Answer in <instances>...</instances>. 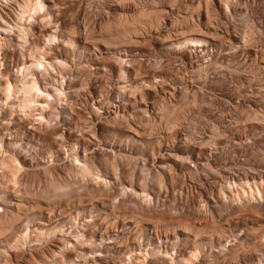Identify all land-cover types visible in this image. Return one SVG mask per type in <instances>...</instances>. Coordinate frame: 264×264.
Listing matches in <instances>:
<instances>
[{
	"label": "rangeland",
	"instance_id": "374dc122",
	"mask_svg": "<svg viewBox=\"0 0 264 264\" xmlns=\"http://www.w3.org/2000/svg\"><path fill=\"white\" fill-rule=\"evenodd\" d=\"M21 1L0 0V25L14 27L0 57L10 78L26 55L15 27ZM121 1L44 0L52 21L32 24L30 42L46 46L64 76L59 82L39 73L40 86L61 88L72 101H51L49 122L37 123L0 100V159L16 153L22 164L14 182L0 169V217L28 211H17L22 218L0 235V264H160L152 249L168 250L175 264L190 250L198 251L193 264H264V198H237L227 187L264 180V0H230L228 8L223 0ZM142 8L161 12L160 23L130 36L133 44L102 32L106 22ZM53 29L60 38L74 32L77 47L44 45ZM197 32L208 43L174 45L200 38ZM166 105L181 109L175 127L158 109ZM74 153L94 176L83 177ZM157 218L171 232L155 227ZM179 223L193 236L186 240ZM28 228L37 238H23ZM133 250L143 254L130 263Z\"/></svg>",
	"mask_w": 264,
	"mask_h": 264
},
{
	"label": "bare ground",
	"instance_id": "6f19581e",
	"mask_svg": "<svg viewBox=\"0 0 264 264\" xmlns=\"http://www.w3.org/2000/svg\"><path fill=\"white\" fill-rule=\"evenodd\" d=\"M119 1V0H118ZM138 1V0H137ZM174 1H177V0H174ZM225 3L224 7L226 6V8H228V5H229V1L230 0H223ZM120 2H122L120 0ZM173 4V3H172ZM47 8V10H46ZM225 9V8H224ZM228 10V9H227ZM48 6L46 7V4L44 2V0H22L21 3H20V7H19V20H18V25H15V27L17 26V37L19 38V40L22 42V44L25 46L26 48V55L24 54L25 56V61L23 60V63H20V65H16L14 66L15 68V73L13 75L12 78L9 77V69L7 71L6 67H5V63H3V61L1 60V58H3V55L2 53L4 52V50L6 49L5 46L7 45V33H9L11 31V28H14L13 26H1L0 25V65L3 67L4 69V73L3 72H0V100L1 102H3L5 104L6 107H10V109L13 107H17L19 108L18 110L20 111H24L25 113L29 112L31 113L29 116H31L33 119V121H37V123H44V121H47L46 119V116H45V110L47 107H49V104L51 101H55V100H60V99H63L65 100V103L67 102H71V101H68L69 98H70V93L68 92L66 94V92L61 89V88H53L52 90H49L48 88H43V86L41 87L40 86V82L38 81V74L39 73H44L49 75L52 79H54V81H58L59 80V76H60V79L63 78L64 76L58 74V72H55V68L53 66V63L51 61H49L46 57H47V51L45 50V48H41V46H39V44L36 45V42H30V39H29V31L32 29V24H34V20L36 18H40L41 22L46 23V24H49L50 21H52L51 19V16H50V12L48 13ZM161 12H158V11H145L143 8L142 10H139L137 11L135 14L131 15L130 17H125V18H117L114 20H112L111 22L108 21V23L106 22L105 25H103V29L102 32L106 35V33L108 34V37L110 40H116L118 39V41H121L123 38L124 40H126V38H128L129 40L127 41L128 43H130V41L132 42V39H130L132 35H136V36H140L141 35V32L142 31H147V29L149 28H155L156 26H158V24L160 23V15ZM183 18V17H182ZM186 19V17H185ZM186 21V20H185ZM183 24V23H182ZM45 25V24H44ZM185 25V24H184ZM189 25V24H188ZM101 28V27H100ZM244 28V27H243ZM249 28V27H248ZM195 29V28H194ZM193 29V30H194ZM251 29V28H250ZM105 30V31H103ZM33 31V29H32ZM58 31V29H57ZM56 30H49L47 31L48 34L46 36V40H45V44L44 45H51L53 42L55 43V41H62L61 43L65 46L68 47H77V41L74 37V32L70 33L67 32L65 34V36L63 35V37L60 38V36H58V32ZM73 31V30H72ZM107 31V32H106ZM145 31V32H146ZM190 31H191V28H190ZM250 31V30H249ZM12 32V31H11ZM10 32V33H11ZM31 32V31H30ZM101 32V31H100ZM149 32V31H147ZM182 32V31H181ZM187 32V31H185ZM184 31L182 33H185ZM247 32V31H246ZM9 33V34H10ZM180 33V34H182ZM6 34V35H4ZM140 34V35H139ZM244 34V33H243ZM249 34H252L251 32ZM249 34H244L243 37H242V41H245L244 44H246V40H249L248 37H250ZM254 34V33H253ZM196 35H199L201 36L200 38H195V37H186V38H183L182 40H179L177 41L174 45H178V46H196V45H201L203 46L206 42V39L203 38L205 37L203 34L197 32ZM248 36V37H247ZM107 37V36H106ZM248 38V39H247ZM121 39V40H120ZM134 41V40H133ZM241 41V42H242ZM111 42V41H110ZM113 42H116V41H112ZM126 42V43H127ZM251 42V41H250ZM60 43V42H59ZM204 43V44H203ZM208 43V42H206ZM13 44V43H12ZM133 44V42H132ZM203 44V45H202ZM249 44V43H248ZM13 46V45H12ZM44 47V46H43ZM197 47V46H196ZM75 49V48H74ZM8 50V49H7ZM57 58V57H56ZM7 66V65H6ZM103 67V66H102ZM12 69V67H11ZM10 69V70H11ZM251 69V68H250ZM13 71V69H12ZM11 72V71H10ZM61 73V72H60ZM62 74V73H61ZM140 74V73H139ZM259 75V74H258ZM11 76V74H10ZM135 77V76H134ZM63 80V79H61ZM60 82V80H59ZM60 84V83H59ZM62 84V82H61ZM123 86V85H122ZM149 86V85H148ZM75 88V87H73ZM260 88V87H259ZM77 89V88H76ZM76 89H73L72 91H76ZM258 89V88H257ZM123 90V89H122ZM71 91V92H72ZM79 91V90H78ZM77 91V92H78ZM123 92V91H122ZM169 92V91H168ZM132 93V92H131ZM75 94V93H74ZM70 95V96H69ZM255 96V95H254ZM257 96V95H256ZM61 97V98H60ZM262 100V99H261ZM74 103V102H73ZM162 106V105H161ZM172 106V105H171ZM174 107L173 108H168L167 105L166 107L167 108H158L160 109L159 111H161V114L162 117L164 116V120L166 125H170V127H173V125L179 121L178 118H180L178 116V113L177 111H180L181 109L180 108H176L175 106L176 105H173ZM197 106V105H196ZM8 107V108H9ZM94 107V106H93ZM162 108V109H161ZM174 108H176L174 111ZM94 108H92L93 110ZM185 109V108H184ZM16 110V109H15ZM96 112H98L97 108H95ZM22 111V112H23ZM157 111V112H159ZM95 112V111H94ZM24 113V114H25ZM27 113V114H29ZM32 113H34V116H32ZM180 115H181V112H179ZM259 113V112H258ZM258 113H256L258 115ZM158 114V113H157ZM260 114V113H259ZM263 113H261L260 115H262ZM184 115V114H183ZM255 115V114H254ZM259 115V117H260ZM159 116V115H158ZM126 117V116H125ZM161 117V118H162ZM247 117V116H246ZM251 117V115L249 116ZM247 117V118H249ZM258 117V116H257ZM255 116H253V118L251 119H255L257 118ZM261 118H264V117H261ZM163 119V118H162ZM249 120V119H248ZM261 121V119H258ZM257 121V119H256ZM264 121V119L262 120ZM261 121V122H262ZM49 122V121H47ZM6 124H8L7 122H5ZM5 123H1L2 126L4 125L6 129V126ZM258 123V122H257ZM264 123V122H263ZM148 124V123H146ZM152 124V123H151ZM9 127H10V124H8ZM41 125V124H40ZM3 126V127H4ZM8 127V126H7ZM8 127V128H9ZM14 127V126H13ZM175 127V125H174ZM11 128V127H10ZM9 128V130H10ZM168 128V127H167ZM9 130H5V131H9ZM11 131V130H10ZM14 132V131H13ZM216 132V131H215ZM10 135V133H9ZM60 139V138H59ZM73 141V139H71ZM75 140V139H74ZM71 142V146L72 147V150H74L75 146L77 145V141L76 142ZM137 141V140H136ZM70 145V144H69ZM61 146V145H60ZM1 148V147H0ZM1 150V149H0ZM6 150V149H5ZM65 151V150H64ZM1 152V151H0ZM6 152V151H5ZM4 152V153H5ZM11 153V152H10ZM42 153V152H41ZM66 153V152H64ZM8 154V153H7ZM6 154V155H7ZM45 154V153H44ZM5 155V156H6ZM52 155V154H51ZM68 155V154H67ZM75 155V153L73 154V156ZM44 156V155H43ZM72 156V157H73ZM52 157V156H51ZM41 158V157H40ZM42 159V158H41ZM71 159V158H70ZM73 162L75 163V165L78 167V169L81 171V173L84 175L83 177L86 178L85 176H88L87 178H90L89 176H92L93 174H95L94 172L92 173V170L91 171V167H90V164L87 163V161L84 159H80L78 157V155L74 156L72 158ZM20 162L17 158V155L16 153H12V154H8V156L6 157H2V159H0V169L3 171V173H7V175L9 176V181H12L14 182V178H15V172L14 170L16 171L17 169L15 168H18L20 167ZM106 164V163H105ZM22 165V164H21ZM43 167V166H42ZM48 167V166H47ZM0 170V171H1ZM41 170V169H40ZM98 170V169H97ZM17 172V171H16ZM2 173V172H1ZM97 175V174H96ZM100 175V174H99ZM97 175L96 178L97 180L100 179L101 182H107V180L105 178H102L101 176ZM94 176V175H93ZM5 178V177H4ZM91 178H94V177H91ZM16 179V178H15ZM142 180V179H141ZM262 180V179H261ZM260 180V181H261ZM8 181V182H9ZM138 181V180H137ZM140 181V180H139ZM260 181H252V182H249L248 180H244V182H241L238 181L239 183H237L236 181H234L233 183H228V189L232 192L235 193V197H245L244 195L248 196L251 195L252 197H254L255 199H261V198H264V180L262 181V183H260ZM6 182V181H5ZM11 182V183H12ZM98 182V181H97ZM102 182V183H103ZM109 182V181H108ZM107 182V184H108ZM228 182H231V181H228ZM259 182V183H258ZM10 183V182H9ZM59 184V183H58ZM104 184V183H103ZM62 185V184H61ZM83 185V184H82ZM123 185V184H122ZM10 186V185H9ZM58 186V185H57ZM74 186V185H73ZM81 186V185H80ZM86 186V185H85ZM132 187V186H131ZM128 188V190L130 191H133L134 194H136V196L138 195H141L142 197H139V199H144L146 198L148 200V197H149V194L146 192L141 191H136V189H134L133 187L132 188ZM79 188V187H78ZM77 188V189H78ZM124 189H127V186H124L123 187ZM60 189V188H59ZM225 189V188H224ZM227 190V189H226ZM46 191V190H45ZM232 192V193H233ZM57 193V192H56ZM125 193V192H124ZM25 195V194H24ZM243 195V196H242ZM137 197V198H138ZM144 197V198H143ZM240 197V198H241ZM75 198V197H74ZM100 198V197H99ZM246 198V197H245ZM28 199V198H27ZM76 200H81V197H76L75 198ZM145 199V200H146ZM19 201V200H18ZM64 201V200H63ZM69 202V200H67ZM82 201V200H81ZM91 201V200H90ZM4 202V201H3ZM1 200H0V206L1 205H4L5 204L3 203ZM23 202V201H22ZM66 202V201H65ZM6 203V202H5ZM64 203V202H63ZM7 204V203H6ZM62 204V203H61ZM79 204V203H78ZM24 205V204H23ZM22 205L21 202H17L15 203V206L17 209H20V207L22 206V209L24 208V206ZM3 207V206H2ZM15 208V209H16ZM33 208V207H32ZM4 209V208H3ZM26 209V208H25ZM30 209V208H28ZM16 211V210H15ZM19 211V213L22 211L20 210H17ZM16 211V212H17ZM13 213L11 214H7L6 212V216L4 217H0V235L3 233V234H6L8 233L7 230H11L14 226L15 223H17L22 217L19 216L17 213ZM28 212V211H26ZM26 212H24L26 214ZM23 213V212H21ZM23 213V214H24ZM24 214V215H25ZM60 214V213H59ZM22 215V214H21ZM126 215V214H124ZM133 215V214H132ZM131 216V215H130ZM134 216V215H133ZM136 216V215H135ZM19 217V218H18ZM129 217V216H128ZM132 217V216H131ZM137 217V216H136ZM135 217V218H136ZM127 218V217H126ZM139 218V217H138ZM141 220V218H139ZM16 220H18L16 222ZM123 220V219H122ZM134 220V219H133ZM136 220V219H135ZM148 220V219H147ZM126 221V220H125ZM124 221V222H125ZM138 221V220H137ZM151 221H153L155 224H152L153 226L155 225L156 226H162L165 228V231L168 229H173L174 226L170 225V224H167V223H164V221H159V219L157 218L156 219H151ZM149 221V222H151ZM138 222H141V221H138ZM148 222V221H147ZM98 223V222H97ZM136 223V222H135ZM188 223V222H187ZM27 224V223H26ZM46 224V223H45ZM137 224V223H136ZM151 224V223H150ZM43 225V224H42ZM38 226L37 227V232H39V230L41 231V229H43L44 227L43 226ZM135 225V224H134ZM138 225V224H137ZM180 227H181V232H183L184 236H186V240L189 239L187 238L188 234L191 235V231L193 230V228H190V225L186 224V223H179L178 224ZM10 227H12L10 229ZM108 227V226H107ZM154 227V228H155ZM36 228V227H34ZM32 228V229H34ZM214 228V227H213ZM217 228H215L216 230ZM219 229V228H218ZM44 230V229H43ZM60 230V229H59ZM198 230V229H197ZM214 230V231H215ZM36 229L33 231V230H30L29 228L26 229V231L22 234L23 238L24 237H30L31 234L35 233V238H37L36 236L39 235L37 232H35ZM196 231V230H194ZM21 232V231H20ZM33 232V233H32ZM60 232V231H59ZM167 232V231H166ZM171 232V231H169ZM199 232V230L197 232H194V236L198 235L197 233ZM203 232V231H202ZM219 232V231H218ZM40 233V232H39ZM191 233V234H190ZM37 234V235H36ZM200 234V232H199ZM215 234H217V232H215ZM219 234V233H218ZM217 234V235H218ZM21 236V237H22ZM42 236V235H41ZM76 236V235H75ZM79 236H83L82 234H80ZM193 236V234H192ZM78 237V236H77ZM80 237V238H81ZM82 237V238H83ZM220 238V235L218 236ZM79 238V240H80ZM195 238V237H194ZM19 239V238H18ZM22 239V238H21ZM26 239V238H25ZM78 239V238H77ZM123 239V238H122ZM192 241L193 238H191ZM190 239V240H191ZM197 239V237H196ZM208 239V238H207ZM17 240V239H16ZM38 240V239H37ZM78 240V241H79ZM113 240V239H112ZM189 241V240H188ZM24 242V241H23ZM191 242V241H190ZM20 245V244H19ZM246 245V244H245ZM235 246V245H234ZM249 248V247H247ZM246 248V249H247ZM82 249V248H81ZM232 249V248H231ZM245 249V248H244ZM245 249V250H246ZM62 248L59 249V252H57V255H62L61 258H62V261L65 259L64 257V248L63 250ZM153 252L151 253V255H157L158 256V261L160 260V264H175V258L173 257V255L171 253H169L168 250H164L162 251L161 249H152ZM209 250V249H208ZM243 250V248L241 249V251ZM84 251V250H83ZM107 251V250H106ZM149 250L147 249L146 252H148ZM187 251V250H186ZM239 251V252H241ZM247 251H249V249H247ZM80 252H82V250H80ZM80 252H78L80 254ZM141 252V251H140ZM198 252V251H196ZM194 250L188 253H185V251L183 253H180L179 254V262L181 264H193V261L196 260L197 258V253H196ZM243 252H245L243 250ZM59 253V254H58ZM61 253V254H60ZM87 253L89 252H82L80 254V257L81 255L86 258L85 256H87ZM150 253V252H149ZM149 253H144L146 255H148ZM242 253V252H241ZM102 254V253H101ZM139 254H143L142 252L139 253ZM139 254L137 255V253L133 250L130 252V255H129V259H127L130 263L134 262V260H137L138 259V256ZM238 254V253H237ZM235 255V254H234ZM236 256V255H235ZM231 256H229V260L231 259L230 258ZM236 258V257H234ZM237 259V258H236ZM65 262V261H64ZM63 262V263H64ZM179 263V264H180Z\"/></svg>",
	"mask_w": 264,
	"mask_h": 264
}]
</instances>
